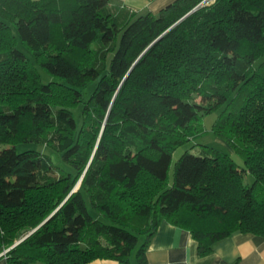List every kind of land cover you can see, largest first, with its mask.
Segmentation results:
<instances>
[{"label": "trees", "instance_id": "trees-1", "mask_svg": "<svg viewBox=\"0 0 264 264\" xmlns=\"http://www.w3.org/2000/svg\"><path fill=\"white\" fill-rule=\"evenodd\" d=\"M202 1L153 15L109 0H0L7 264H147L163 220L191 234L199 257L234 232L264 237V0ZM215 110L212 132L243 168L198 145ZM185 145L197 150L178 159L170 184Z\"/></svg>", "mask_w": 264, "mask_h": 264}, {"label": "crops", "instance_id": "crops-1", "mask_svg": "<svg viewBox=\"0 0 264 264\" xmlns=\"http://www.w3.org/2000/svg\"><path fill=\"white\" fill-rule=\"evenodd\" d=\"M174 1L109 0L113 6L125 7L137 14L149 12L153 15L159 14ZM145 258L147 264H264V237L234 232L217 243L208 256L199 257L197 242L191 234L163 220L147 244ZM131 262L134 263L133 256ZM0 264H7L5 257L0 258ZM89 264L120 263L114 260H95Z\"/></svg>", "mask_w": 264, "mask_h": 264}, {"label": "rangeland", "instance_id": "rangeland-1", "mask_svg": "<svg viewBox=\"0 0 264 264\" xmlns=\"http://www.w3.org/2000/svg\"><path fill=\"white\" fill-rule=\"evenodd\" d=\"M213 1H215V0H203L201 4H208V3H212ZM18 48L25 54V56L32 62V64L35 65V67H36L38 73L41 75L42 81L44 83H47L50 80H52L51 77H49L40 67H38L35 64L34 58L32 57L30 52L25 47H23L20 43H18ZM95 85H96V83L93 82V83H90L89 85H87L85 88L81 89V93H82L85 101L89 98V96H91ZM197 101H198V99H197ZM70 110H71L75 120L77 122H80V120H81L80 107H78V108L73 107ZM220 112H221V110H215V111L211 112L210 114L205 115L203 117L202 122H201V127H202V130L204 131V134H203V137L200 138L197 142H198L199 146L205 145L207 147H210V148L222 151L226 154H229V151L232 152L231 150H229L230 146L226 142H224L223 140L215 137L213 132H212L213 125L216 122V120L219 118ZM28 149H37L42 154H47L49 156L54 155L53 151H51L49 148H47L44 145H41V146H39V145H20L18 147V151H24V150H28ZM196 150H197V147L193 149L189 145H185V146H182V147L176 149L175 151H173L172 157H171V165H170V169H169L170 184L172 183V179H173V175H174V168H175V164L178 161V159L185 152L194 153V152H196ZM230 156H231L232 160L234 161V163L236 164V166H238L239 168L244 167L243 160L237 154L231 153ZM253 180H254L253 176L250 174H247L244 177L243 183L245 185L250 186L253 183ZM26 236H24L21 239H17L14 246L19 244ZM133 257H134V254H133Z\"/></svg>", "mask_w": 264, "mask_h": 264}, {"label": "water", "instance_id": "water-1", "mask_svg": "<svg viewBox=\"0 0 264 264\" xmlns=\"http://www.w3.org/2000/svg\"><path fill=\"white\" fill-rule=\"evenodd\" d=\"M199 6L195 7L193 10H191L189 13H187L180 21H182L183 19H185L187 16H189L190 14H192L193 12H195L198 9ZM178 21V22H180ZM137 63V62H136ZM135 63V64H136ZM135 64L132 66V68L135 66ZM131 68V69H132Z\"/></svg>", "mask_w": 264, "mask_h": 264}]
</instances>
